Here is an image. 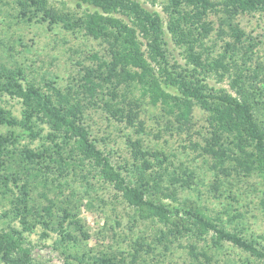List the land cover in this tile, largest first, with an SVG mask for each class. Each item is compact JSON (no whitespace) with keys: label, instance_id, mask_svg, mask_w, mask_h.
Masks as SVG:
<instances>
[{"label":"trees","instance_id":"16d2710c","mask_svg":"<svg viewBox=\"0 0 264 264\" xmlns=\"http://www.w3.org/2000/svg\"><path fill=\"white\" fill-rule=\"evenodd\" d=\"M72 1L82 9H62L50 0H16L18 22L82 32L102 52H86L89 62L76 61V76L64 86L52 77L29 78L22 66L0 60V97L20 105L17 117L0 104V125L7 127L0 132V264H45L35 258L25 235L37 224L59 234L56 248L86 245L71 226L89 239L78 216L92 204L89 177L109 186L114 198L131 208L132 224L149 221L161 227L150 240L138 235L127 250L91 247L67 253L61 264H156L178 245L186 250L188 264H220L226 244L246 252V260L264 263V233L247 236L239 228L244 217L232 188L233 180L255 185L249 181L253 176L264 185V66H251L255 43H247L251 37L236 20L243 14L264 17V0ZM146 2L159 3L161 11ZM211 14L218 16V35L232 40L222 36V44L207 43L215 29ZM211 76L226 78L229 88L211 84ZM143 101L159 110L169 132L190 133L196 107L205 115L199 139H191L192 131L188 139L209 163L208 193L226 200L221 209H209L202 195L180 194L194 190L197 181L194 168L176 155L127 136L130 159L118 162L106 147L108 135L97 138L86 122L95 108L108 121L145 131ZM17 128L29 142L20 145L24 133ZM36 138L43 141L31 147ZM69 174L80 175L85 189L67 182ZM35 191L44 205H35ZM259 204L264 209V189Z\"/></svg>","mask_w":264,"mask_h":264},{"label":"rangeland","instance_id":"374dc122","mask_svg":"<svg viewBox=\"0 0 264 264\" xmlns=\"http://www.w3.org/2000/svg\"><path fill=\"white\" fill-rule=\"evenodd\" d=\"M144 1V0H143ZM56 7L73 11H80L82 8H77L72 0H50ZM146 5L153 9L161 11V5L156 3L151 6L148 2ZM16 0H0V60L9 66H22L29 78L39 80L52 77L60 86H64L72 77L76 76V71L79 68L76 61L87 64L89 60L85 57V53L92 49H98L100 46L95 40L87 38L82 32L73 33L64 30L61 25H53L48 29L45 22L42 23H25L18 22L15 19ZM209 19L213 21L215 29L211 32V36L207 43L210 45L217 42L218 45L222 41L218 40L222 36L226 40H232L231 35L219 34V19L215 14H211ZM236 20L240 28L244 30L251 39L247 43H255L253 45V62L252 67L257 64L264 66V17L262 14H243L238 15ZM223 37L221 39H223ZM172 49V43H170ZM220 49V48H219ZM179 50H174L176 57H179ZM182 61V60H181ZM264 71V70H263ZM263 77V76H262ZM209 82L216 87L228 86V80L218 81L214 76L209 78ZM40 84V82H39ZM0 104L6 109L19 117L20 105L16 99H11L8 96L0 97ZM91 108L88 113L86 122L90 126L91 132L97 138L108 135L107 149L114 160L121 162L122 159H130V145L126 140L129 136L132 140H143L146 145H151L159 150H164L169 154H174L178 159L188 163L194 168L196 173L197 185L194 190H184L181 195L196 197L198 195L203 200L204 204L209 209L219 210L222 204L225 203L223 197L216 198L208 193L209 182L213 178L212 170L205 163L199 154V150L190 144L188 137L191 133L192 140H198L202 125H205L204 114L199 108L194 109L195 127L188 132H169L164 127V122L159 119V110L144 101L142 102L140 118L144 122L145 131L132 128L124 125V123L116 121H108L104 117V113L99 109ZM159 119V120H158ZM7 127L0 125V132H5ZM18 134L24 133L20 138V145L29 142L30 138L25 131L19 128L15 129ZM47 128H44L42 133H46ZM194 131V132H193ZM42 139L36 138L29 144L31 147H37L42 142ZM49 144V141H46ZM250 182L233 180L232 188L238 193L239 210L243 215L239 228H244L242 231L247 236L264 233V209L259 204V195L264 185L260 183V179L256 176L249 178ZM89 181L93 183V189L90 190L92 196V204L90 207H82L81 213L78 215L83 225V228L90 234L89 239L84 240L78 228H73L72 232L78 239L85 242L86 245L73 243L71 248L64 250L56 248L54 241L59 234L56 231L47 229L43 224H37L32 232L26 233L27 240L32 244L35 258L45 264H61L66 258L67 253H82L88 248H93L92 251L98 249L108 250L129 249L130 242L135 240L138 235L146 234L147 240L161 225L153 222H140L136 225L132 224L129 215L132 214L131 208L120 203L113 196V190L109 186H105L98 178L89 177ZM259 181V182H258ZM67 182L79 190H84L85 186L80 175L69 174ZM40 191L33 192L35 205H44V200L39 194ZM103 199V201H101ZM1 212V211H0ZM226 218L225 215H222ZM6 220V219H2ZM118 221V222H117ZM17 224V222H12ZM3 225V224H2ZM229 228L232 224L228 225ZM141 231V232H140ZM113 232L115 233L114 235ZM46 233V236L44 235ZM80 240V241H81ZM185 240L183 241V243ZM179 246V245H178ZM173 246L170 251H167L166 257H161L156 264H188L186 250L183 247ZM220 264H264L260 260H254L253 257L247 259L248 254L238 247L226 244V249L220 253ZM228 258L231 262H224ZM249 261V262H247ZM155 264V263H152Z\"/></svg>","mask_w":264,"mask_h":264}]
</instances>
